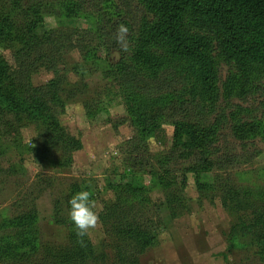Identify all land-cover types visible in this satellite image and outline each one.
Returning a JSON list of instances; mask_svg holds the SVG:
<instances>
[{
    "label": "rangeland",
    "instance_id": "374dc122",
    "mask_svg": "<svg viewBox=\"0 0 264 264\" xmlns=\"http://www.w3.org/2000/svg\"><path fill=\"white\" fill-rule=\"evenodd\" d=\"M115 1L124 2L126 14L132 21L133 15L140 16L137 0ZM203 1L218 4L216 0ZM35 2L38 0H0V13L10 4L27 8ZM220 12H214L213 16L229 26L236 46L231 51L238 56L248 55L258 71L263 70V79L264 21L239 7ZM42 16L37 26L40 33L59 27L50 14ZM68 26L87 32L94 28L93 21L83 19ZM111 26L112 23L106 29ZM110 39L94 41L95 58H91V54L84 55L90 47L79 49L82 45L79 37H75L73 42L64 44L54 64L36 60L29 71L33 87H45L54 80H62L56 96V102H62V106H58L59 122L81 143V148L71 153L69 165H56L64 160L59 151L35 157L25 148L40 144V128L36 129L34 123L22 121V139L18 141L2 135L4 119L0 118V238L17 234L15 230L9 232L12 227L6 225V221L14 219L23 209L32 208V198L39 212L40 240L65 245L69 233L67 225H72L66 204L60 197L86 189L92 193L99 220L85 240L96 249L102 241H108L109 221H114L117 213L113 211L119 206L123 220L141 218L145 222L134 230L141 233L140 238L134 237V242L143 248L139 264H257L251 257L257 249L254 246L230 247L229 233L237 226L238 229L249 226L264 207V133L240 143L231 135L230 129L235 122L230 116L236 112L234 105H239L248 111L240 112L237 121L256 119L264 127V117L259 112L263 100L260 91L241 101L231 99L230 103L219 98L215 108L204 116L206 124L219 126L215 139L220 151L218 148L216 152L221 156L226 154L227 165L196 176L192 170H187L192 163L189 160L164 161L163 154L172 142L173 127L169 119L162 124L167 136L165 146L146 137L144 142L136 140L131 116L127 113L128 106L134 103H127L128 95L119 87L117 78L103 80L104 70L119 59ZM9 42L0 43V56L12 67L16 45ZM231 64L222 59L217 61L221 81L233 71ZM82 71L91 74H82ZM24 90V85L17 87L15 97L27 108L30 94ZM133 92L132 88L130 93ZM174 107L176 105L170 110ZM203 112L201 110L199 117H203ZM220 115L225 119L220 121ZM13 168L18 174L7 173ZM39 178L44 181L38 182ZM38 190L40 193L36 192ZM31 192L37 197L30 195ZM55 201L63 205H58L62 209L57 217L67 220V225L52 223ZM113 205L115 208L111 211ZM103 253L107 257L113 254L111 248L103 249Z\"/></svg>",
    "mask_w": 264,
    "mask_h": 264
},
{
    "label": "trees",
    "instance_id": "16d2710c",
    "mask_svg": "<svg viewBox=\"0 0 264 264\" xmlns=\"http://www.w3.org/2000/svg\"><path fill=\"white\" fill-rule=\"evenodd\" d=\"M216 1L218 4L215 1L205 4L203 0H137L141 14L133 15L134 21L126 14L124 2L115 0H38L27 8L10 4L0 13V43L10 41L16 45L12 57L14 66L7 65L0 56L2 135L21 141L22 121L34 123L36 129L40 128V144L25 148L35 157L59 151L64 160L56 165H69L71 153L78 151L81 143L59 122L58 106H62V102H56V96L62 80H54L45 87H33L29 71L36 60L54 64L62 54L64 44L73 42L75 37L80 39L82 46L79 49L90 47L84 55L91 54V58H95L94 41L111 37V45L119 59L104 70L103 80L117 78L119 87L128 95L127 103H134L128 106L127 113L131 116L136 140L144 142L146 137L165 146L167 136L162 124L169 119V125L173 127L172 142L163 154L164 161L189 160L192 163L187 170H192L196 176L226 166V154L221 156L216 152L219 146L215 134L219 126L206 124L204 116L215 108L219 98L227 102L231 99L241 101L260 91L263 100L259 112L264 117V78L263 70L259 72L248 55L238 56L231 51L236 46L229 26L216 20L213 13L218 14L222 9V14L229 7H239L264 21V0ZM45 13L50 14L59 27L40 33L37 26ZM77 19L93 21L94 28L88 32L71 29L68 25ZM110 23L111 29H106ZM119 24L129 29L128 51L121 50L115 40ZM221 59L233 66V71L223 81L216 68ZM82 74L91 73L82 71ZM20 85H24L25 93L30 94L27 108H23L15 97ZM132 88L134 92L130 93ZM172 105L176 107L170 110ZM234 108L236 112L231 114L230 120L235 123L230 132L236 141L248 142L264 133V127L256 119L237 121V115L248 110L239 105ZM201 110H204L202 118L199 117ZM222 118L225 119L220 115L219 120ZM13 170L7 173L18 174L16 169ZM43 181L38 179L40 183ZM36 192L40 193V190ZM34 194L30 193L36 198ZM72 194L60 197L66 204L65 210H68L67 201ZM31 200L32 208L23 209L14 219L6 221V225L12 227L9 232L15 230L17 234L0 238V264H139L143 248L134 242V237L140 238L141 233L134 230L145 223L141 218L123 220L120 207L113 211L115 205L111 206L110 210L117 216L114 221H109L113 224L109 223L108 241H102L96 249L85 237L83 244L79 243L72 226L65 223L67 220L58 219L62 209L58 205H63L55 201L53 211H56L51 221L65 224L69 230L65 245H55L40 240L39 212L36 202ZM257 215L249 226L231 229L230 247L247 249L254 246L257 250L252 253L253 261L264 264V207ZM105 248L112 249L111 257L103 253Z\"/></svg>",
    "mask_w": 264,
    "mask_h": 264
},
{
    "label": "clouds",
    "instance_id": "9594fccd",
    "mask_svg": "<svg viewBox=\"0 0 264 264\" xmlns=\"http://www.w3.org/2000/svg\"><path fill=\"white\" fill-rule=\"evenodd\" d=\"M128 32L129 29L126 25H118L115 40L123 51H128L129 49ZM91 197V191L81 189L74 192L67 201L68 219L78 237V242L81 244L84 242L82 238L86 237L91 229L97 227L99 220L98 214L94 210L95 202Z\"/></svg>",
    "mask_w": 264,
    "mask_h": 264
}]
</instances>
